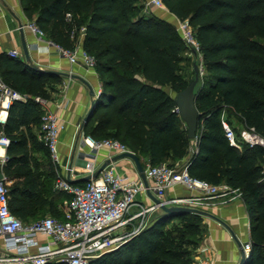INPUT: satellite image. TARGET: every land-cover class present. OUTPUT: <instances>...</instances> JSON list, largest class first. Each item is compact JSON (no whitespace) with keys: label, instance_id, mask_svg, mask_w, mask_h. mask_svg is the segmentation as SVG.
Wrapping results in <instances>:
<instances>
[{"label":"trees","instance_id":"obj_1","mask_svg":"<svg viewBox=\"0 0 264 264\" xmlns=\"http://www.w3.org/2000/svg\"><path fill=\"white\" fill-rule=\"evenodd\" d=\"M161 1L188 20L198 44L203 88L195 100V139L187 137L173 98L192 76L190 48L144 0H21L28 21L63 48L73 49L84 28L81 47L95 60L101 88L83 135L117 139L143 167L184 160L192 177L237 189L254 222L244 264H264V146L239 140L238 149L222 127L226 122L238 137L233 119L264 139V0ZM55 77L0 54V78L26 96L12 102L0 125L9 138L3 166L9 209L25 224L46 214L61 217L58 205L68 198L53 188L51 162L37 168L28 145L50 160L31 128L40 130L43 114L34 98H48ZM204 232L199 213H156L138 234L89 264H193Z\"/></svg>","mask_w":264,"mask_h":264},{"label":"built area","instance_id":"obj_2","mask_svg":"<svg viewBox=\"0 0 264 264\" xmlns=\"http://www.w3.org/2000/svg\"><path fill=\"white\" fill-rule=\"evenodd\" d=\"M146 10L150 8L166 9L161 0H144ZM69 17V15H67ZM27 28L35 36L34 48L42 45L45 52L53 50L67 59L70 64H80L86 70L95 73L94 58L81 47L84 28L79 29L78 41L73 49H66L45 37L43 31L34 23L28 22ZM175 29L184 43L198 50L187 19L176 17ZM41 44V45H40ZM8 54L22 58V53L13 49ZM99 93V92H98ZM25 95L11 89L0 78V125L4 123L8 109L14 101H24ZM34 101L43 110L40 119V133L54 165L59 166L58 136L64 124L58 117L46 109V100L35 97ZM222 127L225 137L233 146L239 147V140L252 146H264V139L252 130L242 128L236 137L232 128L224 121ZM81 149L77 157L82 161V170L86 175L93 172L114 155L130 151L126 145L113 138L94 140L83 137ZM9 138L0 128V150L4 151ZM105 153V158L99 157ZM6 156L0 154V165H4ZM148 187L140 177L132 178L117 169L116 162L107 164L96 178L90 177L81 185L67 181L56 174L54 188L69 195L64 202V219L45 216L37 221L23 223L9 209L8 183L0 179V264H89L101 254L117 248L136 234L149 222L160 206H184L200 211H208L216 205H224L240 198L237 189L228 185H213L189 175L184 165H169L165 162L143 168ZM184 187L188 196L166 197V192L176 187ZM149 190L160 203L152 200L145 203L137 199L148 196ZM43 238V239H41ZM245 252L250 251V242L243 246ZM193 264H210L207 260Z\"/></svg>","mask_w":264,"mask_h":264},{"label":"crops","instance_id":"obj_3","mask_svg":"<svg viewBox=\"0 0 264 264\" xmlns=\"http://www.w3.org/2000/svg\"><path fill=\"white\" fill-rule=\"evenodd\" d=\"M151 11L172 24L176 21V17L168 12L167 9L158 8L156 10L153 7ZM28 22L21 0H0V54H8V51L13 49L22 53L18 31V24L21 23L23 26V37L28 47L29 60L26 61L24 56L17 59L42 76H56L55 82L57 83H55V90L50 92L49 97L45 100L46 109L54 113L58 117V121L64 124V129L58 136L59 166L54 165L51 158L49 160L48 155L42 150L32 148V144L29 142L28 145L31 148L32 159L36 162L39 169H43L46 166V161L51 162L54 172L53 188L57 173L62 175L66 180L68 175L72 184L81 185L86 181L84 180L86 174L82 170L83 163L78 159L77 153L81 149L87 150V147L82 145V140L85 136L82 130H80V124L89 110L91 102L100 91L101 84L95 73L86 70L80 64H70L66 58L53 50L45 52L41 44L39 49L34 48L32 45L36 39L26 26ZM260 42L264 44V39H261ZM32 65L36 68H32ZM72 75L84 79L90 85L93 95L90 94L88 87L84 83L72 77ZM166 91L173 95L169 88H166ZM231 122V126L235 129H242L237 121L232 119ZM183 126L185 125L183 124ZM31 129L35 134V140L40 141V130L34 127ZM237 148L241 149V146ZM0 154L6 156V151H0ZM104 158L105 153L103 152L99 159L103 161ZM183 163L184 160L177 162L178 165H183ZM116 165L119 172L127 173L132 178L139 177L133 162L129 159L116 161ZM189 194L190 191L179 186L174 190H168L166 197L188 196ZM68 198L63 199L58 205L62 213L61 217L49 214L45 216H52L59 220L64 219V202ZM139 199L147 204L151 202L149 195H141ZM206 212L214 215L224 224L202 215L205 232L194 251L193 262L207 260L210 264H238L240 259V247L238 243L243 248L246 243L250 242L251 228L254 224L253 218L247 214L243 200L236 198L227 204L213 206ZM156 213L159 214L161 211H157Z\"/></svg>","mask_w":264,"mask_h":264},{"label":"water","instance_id":"obj_4","mask_svg":"<svg viewBox=\"0 0 264 264\" xmlns=\"http://www.w3.org/2000/svg\"><path fill=\"white\" fill-rule=\"evenodd\" d=\"M18 31L20 34L22 53H23L24 59L27 61V60H29L28 47H27L25 40H24V37H23V26L21 23L18 24ZM190 53H191V57H192V64H191L192 76H191L190 80L187 82V85L185 86V88L182 91L175 93L173 98H174V102L176 105V111L178 112L181 121L183 122V124L186 127L187 137L189 139H195V133H196L198 121L200 118V113L197 111L196 106H195V100L202 91L203 80H202L201 58H200V55L198 53V50L194 47H191ZM32 68H36V67L32 65ZM65 75H68V74H65ZM72 77L77 78L82 83H84L88 87L90 94L93 95V91H92L90 85L84 79H82L79 76H75V75H72ZM93 105H94V100L91 102L89 110L87 111L86 115L83 117V120L80 124V130H82L84 124L87 122V120L91 114ZM122 159H129L130 161L133 162L138 176L140 177V179L144 183L145 187H148V183H147V180L145 178L144 169H143V166L141 164V161H140L138 155L135 154L134 152H131V151L122 152V153H119L117 155H114L113 157H111V159H107L93 172V174L91 176L86 175L84 177V180H88L90 177L96 178L98 176V174L102 171V169L107 164H109L111 162H116V161H119ZM3 166L4 165H0V179L4 178V174L2 171ZM67 180L70 181L68 175H67ZM147 194L150 196L151 200L154 203H156V204L160 203L159 199H157L149 190H147ZM160 209H161V213L172 214V215H176L179 213H199L201 215L208 216V217L222 223L221 220H219L217 217H215L212 214H209V213L204 212V211L192 209L189 207H184V206L166 207L164 205H161ZM222 224H224V223H222ZM238 246L240 247L239 248L240 259H239L238 264H244L246 262L247 258L249 257V252H245L239 243H238Z\"/></svg>","mask_w":264,"mask_h":264},{"label":"rangeland","instance_id":"obj_5","mask_svg":"<svg viewBox=\"0 0 264 264\" xmlns=\"http://www.w3.org/2000/svg\"><path fill=\"white\" fill-rule=\"evenodd\" d=\"M156 10H157V8H156ZM120 170V169H119ZM137 199L139 198V197H136Z\"/></svg>","mask_w":264,"mask_h":264},{"label":"bare ground","instance_id":"obj_6","mask_svg":"<svg viewBox=\"0 0 264 264\" xmlns=\"http://www.w3.org/2000/svg\"><path fill=\"white\" fill-rule=\"evenodd\" d=\"M0 151H2V150H0Z\"/></svg>","mask_w":264,"mask_h":264}]
</instances>
